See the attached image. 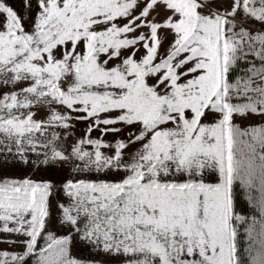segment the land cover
I'll list each match as a JSON object with an SVG mask.
<instances>
[{
    "label": "snow or ice",
    "instance_id": "snow-or-ice-1",
    "mask_svg": "<svg viewBox=\"0 0 264 264\" xmlns=\"http://www.w3.org/2000/svg\"><path fill=\"white\" fill-rule=\"evenodd\" d=\"M24 8L0 0V84L28 82L0 98V151L118 178L57 186L0 177V232L27 237L5 241L23 243L22 253L0 255L24 264L36 254L60 192L69 203L56 200L58 221L110 256L131 257L119 264H264V0H24ZM34 105L62 110L50 108L46 120L17 114ZM73 119L90 121L86 136L95 127L122 138L82 137L67 153L54 145L58 133L36 138ZM241 198L258 216L242 213ZM72 240L49 233L36 264H85L70 256Z\"/></svg>",
    "mask_w": 264,
    "mask_h": 264
},
{
    "label": "rangeland",
    "instance_id": "rangeland-1",
    "mask_svg": "<svg viewBox=\"0 0 264 264\" xmlns=\"http://www.w3.org/2000/svg\"><path fill=\"white\" fill-rule=\"evenodd\" d=\"M7 3H9L10 6H13L15 10H17L18 14H24L27 15L28 10L24 8V0H6ZM249 25H245V27H248ZM241 67H247V65H241ZM28 86V82H17L15 85L9 84V85H3L0 84V98L3 97V94L8 91H17L19 92L21 87ZM22 98V97H21ZM55 107L57 110L60 109V106L53 105H34L30 109H19L17 114L24 113L26 114L29 110L35 113L34 119H47L50 108ZM16 112L17 110H13ZM73 117L84 115L83 113H76L71 112L70 113ZM255 119V118H253ZM72 127L69 129H64L61 127H49L44 131L43 134L36 133V138L43 142L47 139H51L52 133H58L59 138L54 141V145L60 149L64 150L66 153L71 150V146L76 143L80 138H100L105 142H111L114 143L115 139L122 138L121 136H114V134L108 133V134H102L99 129L93 127L92 132L90 133V137L86 136L87 128L90 124L89 120H76L73 119L70 121ZM103 127V125H101ZM2 134H0V139H2ZM87 151H92L93 146L92 145H83L82 146ZM106 154H111L113 149L109 148H102L101 149ZM131 149L126 150L130 151ZM26 156L28 157V163L25 164L22 161H20L18 158L13 160L12 154L6 153L3 151H0V177L7 176V177H13V178H24V177H30L34 180H51L53 181L57 186H59L62 182H64L67 179H86V180H111V179H117L118 177L115 176L111 172H105V171H75L70 169L68 166H60L55 163H49V165H40L36 166L32 163V161L37 159V155L32 152L26 153ZM5 157L8 158L9 163L4 166L3 161ZM39 159H43V156L39 157ZM256 187H259V180H256ZM252 195L254 198H258L259 193L255 190V188L252 191ZM52 199V207H51V219L46 223L45 230L41 233V236L37 240V246H36V254L31 255L29 257L25 258L24 264H36L37 261V255L39 252V249L41 247L46 246V243L48 242V236L49 233L53 236V238H59L66 235H72L73 240L70 245V256L76 259H81L85 262V264H119V262H122L125 259L131 258V257H115L110 256L107 253H104L101 249H98L95 245L88 243L86 241H81L79 239V234H76L74 232L70 233V227L67 224H61L58 221V212L59 210L55 206L56 200H60L61 202L67 204L69 203L68 199L64 197L60 192H57V195L55 198ZM258 216V213H257ZM11 226V225H10ZM259 226L257 225V228ZM27 237L23 235H18L15 233H3L0 232V253L8 252V253H16L20 254L24 251L25 245L23 243H11V242H5V241H23L26 240ZM0 260H4L5 264H17L16 261H13L11 259V256L4 257L3 255H0Z\"/></svg>",
    "mask_w": 264,
    "mask_h": 264
},
{
    "label": "trees",
    "instance_id": "trees-1",
    "mask_svg": "<svg viewBox=\"0 0 264 264\" xmlns=\"http://www.w3.org/2000/svg\"><path fill=\"white\" fill-rule=\"evenodd\" d=\"M243 196V193H242ZM239 208L242 211L243 214L245 215H257V212L255 211L254 208H251L247 201L243 198H241L240 203H239Z\"/></svg>",
    "mask_w": 264,
    "mask_h": 264
}]
</instances>
